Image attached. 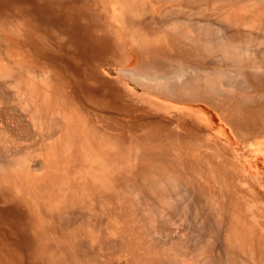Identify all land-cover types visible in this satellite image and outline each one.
I'll list each match as a JSON object with an SVG mask.
<instances>
[{"label": "rangeland", "instance_id": "obj_1", "mask_svg": "<svg viewBox=\"0 0 264 264\" xmlns=\"http://www.w3.org/2000/svg\"><path fill=\"white\" fill-rule=\"evenodd\" d=\"M149 1L76 0L73 7L66 0H0V154L19 150L0 161V185L9 195L0 199V213L16 204L27 210V226L19 230L0 214V264H232V252L247 257L238 264H264V139L223 138L229 114L145 92L113 64L111 35L97 49L99 58L87 35L79 38L85 25L100 34L97 22L108 26V12L118 26L120 14H130L140 28L177 17L176 1ZM133 4L136 14L127 10ZM61 11L75 12L71 25L59 21ZM110 26L128 39L121 62L150 46L160 57L179 54L162 34L155 40ZM134 39L141 43L133 46ZM143 118L157 122L148 128ZM23 165L27 178H19ZM44 243L52 245L45 256ZM161 244L174 252L163 258Z\"/></svg>", "mask_w": 264, "mask_h": 264}, {"label": "bare ground", "instance_id": "obj_2", "mask_svg": "<svg viewBox=\"0 0 264 264\" xmlns=\"http://www.w3.org/2000/svg\"><path fill=\"white\" fill-rule=\"evenodd\" d=\"M117 1H120L121 3L123 2L127 3V0H117ZM174 1L180 4V7L176 8V11H173L175 12L174 15L177 17H173L168 21H161L160 18H155L153 19V23L155 25H151L146 28H140L136 26L138 21L136 23H133L130 14L122 15L120 14L118 8H116L117 9L116 14L121 15L118 18V22L120 23L119 26L122 27L126 31V33L128 32V34L130 35H145V37L152 36L155 40L157 39V36L160 37L162 34V36L167 39L169 46L175 49V51L179 53L178 55H173L171 57H160L154 54V51L152 50L151 46L150 48L144 46L146 49H148V51L139 50L137 53L136 52H134L133 54L132 52L128 53V57L124 59L123 62H121L119 56V53H121V48L125 50L128 49L129 43H128V39L122 37L121 34L119 33L114 34L113 31L110 32V27H111L110 25H112L114 29H120V27L115 23V21L114 20L112 21V16L110 12H108V14L104 17V19L109 24L108 26L107 25L105 26L104 23L102 22H97V26L99 27L100 34L95 32L97 29L92 28V26L90 25H85V27L83 28L84 33H80L79 38L84 39L83 35H87V41L90 43V46H92V48L95 49V56L99 58L97 54V52L99 51L97 49L101 46H106L107 45L106 34H108L109 36L111 35L110 37L111 45L116 49L117 52V59H116L117 62L113 61V64L117 65L119 62V64L122 65L123 67V68L121 67V71H123L124 74L130 79L135 78L136 81H134V83L141 86L145 92L151 95H158L163 99H169L171 101H175L177 103H182V104H185L187 102L198 101L201 102L203 105L217 107L222 116L225 114H229V116L226 117L223 116L225 122L224 124L227 125L228 128L222 125L221 120H218L217 124L215 122L216 119L213 120L215 126L222 125L224 129H227L226 131L224 129L222 130L225 131V133L224 132L221 133V136L223 138L225 137V135L228 134L238 141H245V142L252 141V139H256V140L264 139L263 137H261L262 135H264V0H174ZM71 2H73V7H75L76 0H71V1L66 0V3L68 5ZM149 2L163 3L161 0H150ZM136 7L137 6L135 4L129 5L127 10L128 11L131 10L133 11L132 14H136L137 12ZM194 7H196V9L197 7L199 9L202 8L209 14L208 15L198 14L196 13V11L190 10V8H194ZM154 9L155 8L153 7V10ZM237 11H243V12L240 13ZM50 14L51 13H49V15ZM72 14L73 16L70 13L67 12L63 13V11H61L59 21L62 24L71 25V21L72 20L74 21V19L76 18L75 12H72ZM82 17L84 16L82 15ZM241 27L243 28L247 27V30L240 29ZM88 36L91 39L90 38L88 39ZM138 43L141 42L137 39H134L132 45L135 46ZM183 54H187L188 57L191 58H189L188 61H184ZM173 62L174 64L180 65L178 69L173 68ZM183 64H185L186 67L195 68L197 69V71L187 75L184 73L183 68L185 66ZM202 68L207 69L206 73L202 70H199ZM139 76H142L143 79H138ZM14 79L15 78H13V80ZM95 80L97 82V79ZM103 80H104L103 82H109V79L107 78L106 79L104 78ZM141 80H143L144 82H142ZM13 82L14 83L12 84L15 85V81ZM22 82L23 81L21 80V83ZM22 87H25V85L24 86L22 85ZM24 91L25 90H23V92ZM14 94L15 93H13V95ZM20 94L23 100V102L21 103L27 104L26 102L27 99L25 100L23 97L25 94L23 95L22 92ZM15 96H18V94L16 93ZM21 97L19 98L21 99ZM13 100L16 99L14 98ZM22 107L20 106V108L22 109L21 111L25 114L24 108L29 109V107H27L26 105L23 108ZM123 109L125 111V108ZM120 111H122V109ZM143 119L150 121L146 126L148 128H151V126H154L157 122L152 118H143ZM135 120L138 119L135 118ZM141 122L142 121H138L137 123L139 125L143 124ZM175 128H177V125ZM10 149L11 150L9 151L12 150L14 151V149L12 148ZM19 149H22V146ZM25 150H27V148H25ZM25 150L23 149L22 151L25 152ZM9 151L7 148H5L4 153L6 154V156L4 155V153L0 154V161H3L4 158H7V156L10 154ZM16 151H14V153ZM208 152L210 154L211 153L213 154V152L210 150H208ZM168 154L170 156H173L170 153ZM12 155L11 157L12 159H14L12 160V162H15L16 160L14 158V155L13 156ZM22 155H25L27 157L25 153L21 154V156ZM206 155L209 154L206 153ZM21 156L19 155L18 157L20 158ZM26 159L27 158H25V161ZM21 168H22L20 169L21 176H19V178H27L26 166ZM10 176L12 177L11 174ZM8 197H9L8 192L0 185V199L7 200ZM70 205L72 206L73 204ZM16 206L17 207L21 206L20 207L21 210H19ZM16 206H14L13 208H7V210L3 211V213L0 214L4 217L5 222L10 224L9 225L10 227L14 228V230H19L27 226L26 224L27 210L23 209L24 208L22 207L23 205L16 204ZM58 214H59L58 217L60 218L61 217L60 213ZM54 216L55 215H53V218ZM82 219L80 220L83 222L84 220ZM1 221L4 222L3 219H0V222ZM88 221L91 222L90 220ZM66 222L70 223V220ZM208 226L210 227L211 225L208 224ZM210 228H208L209 231L210 230L212 231V229ZM211 231L209 232V235L212 234ZM144 234H143V239L141 237L142 235L141 236L139 235L140 237L138 238H141L143 241H145L144 239L146 238L148 239V236L150 235L146 236L147 234H145L146 237H144ZM164 234L163 232L161 233V235ZM71 235L69 236V238L71 237ZM75 237L74 238L71 237V241L72 239H75ZM20 238L21 239L25 238L24 231L23 233H21ZM69 238L68 241L71 242ZM110 243L112 245V240L110 241ZM173 243L170 244L173 245ZM146 244H149V240ZM262 244L264 245V243H260V245ZM113 245L111 247L112 249H113ZM118 245H121V243ZM151 245L155 247L154 244ZM161 245L158 247L160 248V250H158L159 251L158 253H161L162 251L164 254L163 258H167L166 256L168 255L167 253L169 251L165 250L164 252L163 249L167 247ZM207 245L208 244L206 243V246ZM59 246L61 247L62 245ZM168 246L169 248H172L170 247V245ZM51 247H52L51 244L44 243L42 247V254L44 256L48 255ZM178 248L180 247L178 246ZM98 250L101 251L103 249H97V253H99ZM174 250L175 249L173 248L172 252H174ZM258 250H260V246H258ZM182 251L183 250L181 249L180 251L181 255L182 254L187 255L186 254L187 252L185 253V251L183 252ZM252 252L253 251L249 249V251H245V254L252 256ZM175 253H177V251H175ZM173 255L176 256L178 255V253L176 255L174 253L171 254V258L173 257ZM228 255H230V258L232 259L233 262L232 264H238L240 262V259L247 258L242 254V252L240 253L232 252L229 253ZM161 259L159 258L158 260ZM173 259L174 257L171 260ZM191 259L194 260V258ZM165 262H167V260ZM176 262L178 263V261H175L172 264H177ZM162 263L166 264L163 261ZM57 264H64V263L58 261Z\"/></svg>", "mask_w": 264, "mask_h": 264}]
</instances>
